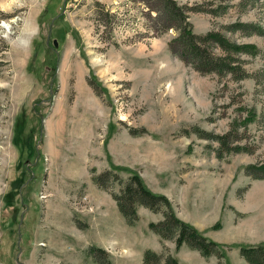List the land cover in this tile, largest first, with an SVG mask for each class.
<instances>
[{"label": "rangeland", "instance_id": "obj_1", "mask_svg": "<svg viewBox=\"0 0 264 264\" xmlns=\"http://www.w3.org/2000/svg\"><path fill=\"white\" fill-rule=\"evenodd\" d=\"M8 1L0 0V264H98V248L113 264H143L149 250L174 256L175 242L149 229L162 213L139 207L129 225L112 197L122 184L93 182L111 169L166 196L221 246V264H248L241 247L264 244V179L246 174L264 165V0H175L198 8L189 13L196 34L214 31L242 48L229 57L207 44L235 60V73L223 74H201L171 50L178 32L160 31L157 0L4 8ZM197 130L230 137L224 146ZM233 147L241 152H226ZM175 258L219 264L189 248Z\"/></svg>", "mask_w": 264, "mask_h": 264}, {"label": "trees", "instance_id": "obj_2", "mask_svg": "<svg viewBox=\"0 0 264 264\" xmlns=\"http://www.w3.org/2000/svg\"><path fill=\"white\" fill-rule=\"evenodd\" d=\"M158 6V7H157ZM157 8L164 16L165 23L160 30L165 33L170 29L178 32L169 46L176 53L181 49L180 57L191 64L201 74L212 72L235 73L236 66L233 64L234 59L230 61L224 57L213 56L207 48L211 42L217 43L231 54H240L242 48L230 43L221 34L214 31L206 35H198L194 32L193 25L189 21V13L195 12L198 8L192 9L185 5L178 4L175 0H157ZM201 11H204L200 8ZM192 55L195 59H192ZM190 57V58H189ZM224 58V59H223ZM198 62V63H197ZM200 138L217 141L222 145L227 144L230 136H212L204 131H196ZM227 153H240L237 147L230 148ZM218 158L223 159L224 153L218 152ZM261 173L256 178L264 179V165L260 167L251 166L247 168L248 175L252 176L253 171ZM119 172L111 169L93 176V182L101 189H108V182L111 178L115 182L122 184L119 194H113L117 207L129 225H135L139 221L138 208L144 207L153 213H162L163 220L157 223H150L149 229L165 241H174L176 250L179 251L183 246L195 250L204 258L215 257L219 264L225 258L221 246L215 241L201 234L194 226L180 219L173 207L172 202L164 195L151 192L141 181L137 174L130 176V179L122 183L118 176ZM92 255L98 264H113L109 259L108 253L102 249H93ZM241 256L248 264H264V244L241 247ZM143 264H179L178 260L170 253H157L146 251L144 254Z\"/></svg>", "mask_w": 264, "mask_h": 264}, {"label": "bare ground", "instance_id": "obj_3", "mask_svg": "<svg viewBox=\"0 0 264 264\" xmlns=\"http://www.w3.org/2000/svg\"><path fill=\"white\" fill-rule=\"evenodd\" d=\"M5 1V0H4ZM9 2V3H8ZM7 3H5V6L4 5H2V6H4V8H9V7H11L12 5V3L14 2V0H9ZM5 28L7 29V30H9V26H6L5 25ZM167 88L168 89H172V86L169 84L168 86H167Z\"/></svg>", "mask_w": 264, "mask_h": 264}, {"label": "crops", "instance_id": "obj_4", "mask_svg": "<svg viewBox=\"0 0 264 264\" xmlns=\"http://www.w3.org/2000/svg\"><path fill=\"white\" fill-rule=\"evenodd\" d=\"M183 248H188L187 246H183L179 251H177L176 250V248H175V253H174V257L183 249ZM190 249V248H189ZM162 250H163V248H162ZM161 250V251H162ZM191 250V249H190ZM195 251V250H194ZM158 252V251H157ZM199 253V252H198Z\"/></svg>", "mask_w": 264, "mask_h": 264}, {"label": "water", "instance_id": "obj_5", "mask_svg": "<svg viewBox=\"0 0 264 264\" xmlns=\"http://www.w3.org/2000/svg\"><path fill=\"white\" fill-rule=\"evenodd\" d=\"M55 45L57 46V43H55Z\"/></svg>", "mask_w": 264, "mask_h": 264}]
</instances>
